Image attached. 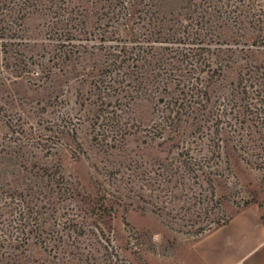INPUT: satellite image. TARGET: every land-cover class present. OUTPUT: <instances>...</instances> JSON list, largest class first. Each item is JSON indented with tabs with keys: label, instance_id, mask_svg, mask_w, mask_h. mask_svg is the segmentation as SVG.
<instances>
[{
	"label": "trees",
	"instance_id": "trees-1",
	"mask_svg": "<svg viewBox=\"0 0 264 264\" xmlns=\"http://www.w3.org/2000/svg\"><path fill=\"white\" fill-rule=\"evenodd\" d=\"M0 50V264H131L122 206L202 234L264 167V0H0Z\"/></svg>",
	"mask_w": 264,
	"mask_h": 264
},
{
	"label": "rangeland",
	"instance_id": "rangeland-1",
	"mask_svg": "<svg viewBox=\"0 0 264 264\" xmlns=\"http://www.w3.org/2000/svg\"><path fill=\"white\" fill-rule=\"evenodd\" d=\"M66 96L71 101L75 100L74 87L66 92ZM120 160L121 158H118V161ZM94 163L99 166L102 164L96 149L90 151L89 158H81L76 164L79 177L91 191L97 190L93 176L99 175ZM120 174L118 172L119 176ZM108 180L106 184L112 188L113 185H109ZM230 183L231 190L227 198L222 200L224 203L221 205L216 195L214 205H211L207 212H203L201 219L205 223L210 216L222 212H234L233 217L228 223L202 234H195L191 231L194 227L176 223L180 221L158 214L148 207L122 206L114 220V236H118L123 248L121 262L242 264L245 248L252 247L264 239V167L247 166L245 170L239 171L237 176H232ZM127 200L130 201L129 198ZM244 200L251 202L244 205ZM129 237L139 242L140 250L137 255L125 250Z\"/></svg>",
	"mask_w": 264,
	"mask_h": 264
},
{
	"label": "crops",
	"instance_id": "crops-1",
	"mask_svg": "<svg viewBox=\"0 0 264 264\" xmlns=\"http://www.w3.org/2000/svg\"><path fill=\"white\" fill-rule=\"evenodd\" d=\"M247 248V249H246ZM242 264H264V239L252 247H246Z\"/></svg>",
	"mask_w": 264,
	"mask_h": 264
}]
</instances>
